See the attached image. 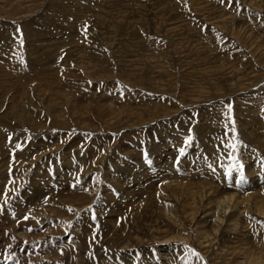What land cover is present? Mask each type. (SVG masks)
<instances>
[{
  "label": "rangeland",
  "instance_id": "374dc122",
  "mask_svg": "<svg viewBox=\"0 0 264 264\" xmlns=\"http://www.w3.org/2000/svg\"><path fill=\"white\" fill-rule=\"evenodd\" d=\"M17 1L0 0V264H239L241 260L225 257L228 246L235 247L223 245L219 239L198 244L192 232L185 244L176 242L172 239L178 231L174 222H165L168 226L163 236L155 230L145 231L144 226L155 219L151 212L157 191L127 178L138 167L159 173L160 165L166 173L172 169L177 177L196 176L193 181L207 179L206 172L212 169L218 176H211L217 177L220 188L213 186L221 191H236L232 184L241 180L245 187L252 183L263 186L264 0H256L252 6L247 0H213L216 9L230 17L218 27L206 23L188 0ZM158 1L164 2V12L193 18L186 33L171 38L156 32L165 29L162 16L155 19ZM101 4L106 9L103 16L92 13L90 19L84 17L83 13ZM139 7L142 12L134 14ZM137 23L141 25L133 31L139 39L134 41L126 25L130 28ZM79 39L87 40L83 46L88 51L84 58L91 62L88 66L78 62L80 54L70 55ZM130 41L134 49L121 45ZM252 46L255 49L251 50ZM53 53L70 55L69 63L60 61L58 73L43 69V57L50 59ZM135 56L140 63L135 64ZM202 69L210 72L196 75V81L204 86H195L190 80L192 72ZM108 88L110 102L105 104L101 99L106 100ZM109 116L116 119L113 124L107 121ZM188 137L192 142L185 147ZM181 147H185L182 156ZM223 173L225 182H221ZM247 189L253 191L255 186ZM115 197L126 199L123 202L130 199L125 203L128 208H121ZM116 204L119 210H112ZM137 204L141 212L135 209ZM43 205L49 207L42 210ZM61 220L71 229L60 227ZM123 221L136 227L130 239L124 231L119 243L106 223ZM189 224L193 221L185 224L189 228L186 236L193 230ZM136 228L144 231L138 234ZM132 235L140 238L135 242ZM153 236L168 242L156 245ZM42 239L49 240L44 243ZM4 258L9 262H3Z\"/></svg>",
  "mask_w": 264,
  "mask_h": 264
},
{
  "label": "bare ground",
  "instance_id": "6f19581e",
  "mask_svg": "<svg viewBox=\"0 0 264 264\" xmlns=\"http://www.w3.org/2000/svg\"><path fill=\"white\" fill-rule=\"evenodd\" d=\"M6 1V0H5ZM19 1V0H18ZM17 1V2H18ZM27 1H30V0H27ZM85 1H91L93 2V0H85ZM101 1V0H100ZM190 4L193 5V10L195 13H198L200 16H202L204 19H206V23L208 22L209 24L210 23H214L215 25L217 24V27H218V24H224L226 22H228V20L230 19V17L226 18L222 15V12H219L218 10L219 9H216L218 7H215L214 6V1L213 0H201V3L198 2V0H188ZM217 1V0H215ZM248 1V5L249 6H252V5H255V2L256 0H247ZM16 2V3H17ZM90 2V3H91ZM103 1H101L102 3ZM110 2V1H109ZM112 2V1H111ZM159 3L157 4L158 7H160L158 9V15L154 14L155 15V19H156V16H162V19H164V22L162 23V27L165 28L164 30H162L161 28H158L156 29V32L160 31V33H167L166 36H181L183 35L184 33L187 32L186 29L189 28L190 26V23L193 21V18H187L186 16H184L183 14L181 13H177V14H172V12L169 10V11H165L163 10V4L164 2L162 1H158ZM20 3V2H19ZM23 3V2H22ZM94 3V2H93ZM107 3V2H106ZM119 3V2H118ZM166 3V2H165ZM109 4V3H108ZM114 4V2L112 3ZM124 4V3H123ZM129 4V3H127ZM93 6L97 5L99 6V3H95L92 4ZM91 5V6H92ZM104 4H101L100 7H96V8H90L89 7V10L91 9V11L89 12H85L83 13L84 17H87L88 19H90V15H92V13L94 14H102L103 13V6ZM2 6V5H1ZM90 6V5H89ZM102 6V7H101ZM113 6V5H112ZM165 6V5H164ZM224 6V5H223ZM80 7V6H79ZM121 7V6H120ZM141 7V6H140ZM138 8L137 12H135V10H133L132 12L134 14H138V13H141V8ZM20 8V7H19ZM82 7H80L81 9ZM86 8V6H85ZM111 8V7H110ZM114 8V7H113ZM83 9V8H82ZM87 9V8H86ZM112 9V8H111ZM106 10V9H105ZM109 10V9H108ZM114 10V9H113ZM112 10V11H113ZM209 10V11H208ZM8 11V10H7ZM85 11V9L83 10ZM88 11V10H87ZM111 11V10H110ZM124 11V10H123ZM122 11V12H123ZM207 11V12H205ZM215 11V12H214ZM222 11V10H221ZM9 12V11H8ZM79 12V10H78ZM82 12V10H81ZM118 12V11H117ZM15 13V12H14ZM107 13V12H105ZM128 13V12H127ZM203 13V14H201ZM213 13L214 16H213ZM77 14V13H76ZM79 15V14H78ZM77 15V16H78ZM82 15V14H81ZM118 15V14H117ZM121 15V14H120ZM128 15V14H127ZM228 15V14H227ZM103 16V14H102ZM108 16V15H107ZM122 16H124L122 14ZM166 16V18L164 17ZM99 17V15L97 16ZM79 18V17H78ZM99 19V18H97ZM101 19V18H100ZM135 19V18H134ZM133 19V20H134ZM83 20V19H82ZM102 20H104L102 18ZM208 20V21H207ZM234 19L232 18L231 21H229V24L232 23ZM132 21V20H131ZM125 24V23H124ZM116 25V24H114ZM112 25V27L114 26ZM139 25H141V23H137V24H133V26H131L130 28L127 27L126 25V28H128V30H131L129 32L125 31L129 34H133V40H138L139 39V36L136 37V33L133 31L134 30V27L137 26V27H140ZM142 25H143V21H142ZM227 25V24H226ZM129 26V25H128ZM159 26V25H158ZM225 26V25H224ZM81 27V26H80ZM111 27V25H110ZM111 27V29H112ZM115 27V26H114ZM121 27V26H119ZM118 27V28H119ZM123 27V26H122ZM116 28V27H115ZM133 28V29H131ZM121 29V28H120ZM122 30V29H121ZM81 31V30H80ZM80 31H77L79 35L80 34ZM111 31V30H110ZM112 32V31H111ZM220 32V31H219ZM74 35V34H73ZM84 36V35H83ZM164 36V37H166ZM82 37V36H81ZM88 37V36H86ZM159 37V36H158ZM166 37V38H167ZM55 38V37H54ZM70 38V37H69ZM142 38V36L140 37ZM247 39L250 38V35H248V37H246ZM51 39V38H49ZM64 39V38H63ZM65 40V39H64ZM168 40V38H167ZM63 41V40H62ZM72 41V40H71ZM79 42L75 43L72 48H73V51L70 55L72 54H80V57L79 58H82L81 61H78L81 63V66L85 65L88 66L87 64L91 63L87 58H84V56L88 53V51L85 50V47L83 45H86V39H79L78 40ZM81 41V42H80ZM170 41V40H169ZM168 41V42H169ZM180 41V40H179ZM178 41V43H179ZM67 42V41H66ZM112 42V41H110ZM109 42V43H110ZM137 42V41H136ZM140 42V40H139ZM138 42V43H139ZM174 42V40H173ZM172 42V43H173ZM65 43V42H64ZM137 43V44H138ZM177 43V44H178ZM52 44V43H50ZM49 44V45H50ZM70 43H67V45H69ZM113 44V43H112ZM170 44V43H169ZM168 44V45H169ZM125 49L127 48H133L132 47V42L130 41L129 44L126 43H123L121 44ZM136 45V44H135ZM171 46V44H170ZM173 46V45H172ZM176 46V45H175ZM63 47V46H62ZM67 47V46H66ZM111 47V46H110ZM116 47V45L114 46ZM185 47V46H184ZM250 47V46H248ZM64 48V47H63ZM76 48H80L81 49V52H77L78 49ZM187 48V47H186ZM56 49V48H55ZM107 49V48H106ZM251 50L255 49L253 46L252 48H250ZM44 50V49H43ZM50 50V49H49ZM52 50V49H51ZM61 49H59L60 51ZM65 50V49H64ZM122 50V49H121ZM185 50V49H184ZM62 51V50H61ZM84 51V52H83ZM69 52V51H68ZM54 53H57V52H54ZM53 53V54H54ZM129 53H132L133 55H136L135 54V50H130ZM256 53V51L254 52ZM52 54V52L50 53ZM69 55V56H70ZM123 55V54H122ZM69 56L67 54V56L65 55H62V53L60 54H55L53 56L50 55V59L47 58V56H45L46 58L42 59L43 61V69L46 70L45 72H47V70L49 68H51V72L53 73H58L57 69H62L61 68V63L60 61L63 60L65 61L66 63H69V61H67V59H69ZM114 56V55H113ZM136 56H139V55H136ZM135 56V58H136ZM149 56V55H148ZM40 57V56H39ZM55 57V58H54ZM65 57V58H64ZM68 57V58H66ZM120 57V56H118ZM125 57V56H124ZM128 57V56H127ZM180 57V56H179ZM206 58H208L207 56H205ZM63 58V59H62ZM101 58V57H100ZM121 58V57H120ZM133 58V57H132ZM135 58L133 59V61L135 60ZM138 58V57H137ZM136 58V59H137ZM165 58V57H164ZM182 58V57H181ZM204 56H202L201 60H203ZM41 59V58H40ZM91 59V57L89 58ZM92 59H94L92 57ZM210 59V58H209ZM96 60V59H95ZM151 61V58H148L147 61ZM156 60V59H155ZM205 60V58H204ZM76 61V60H75ZM102 61V60H101ZM104 61V60H103ZM125 61V60H124ZM140 59H137V61L135 60V64L136 63H140L139 62ZM142 61V59H141ZM153 61V60H152ZM238 61V60H237ZM35 62V61H34ZM78 62H76L78 64ZM98 62V60H97ZM127 62V61H126ZM230 62V61H229ZM19 63V62H18ZM36 63V62H35ZM130 63V62H129ZM198 63V62H197ZM155 64V63H154ZM153 64V65H154ZM4 65V64H3ZM130 66H132L133 64H129ZM158 65V64H157ZM93 67V65H91ZM90 66V67H91ZM114 66V65H113ZM125 66V65H124ZM143 66V65H142ZM155 66V65H154ZM193 66V65H192ZM64 67V66H63ZM136 67H139V66H136ZM156 67V66H155ZM79 68V67H77ZM94 68V67H93ZM109 68V67H108ZM152 68V67H151ZM165 68V67H163ZM127 69H130V68H127ZM133 69V68H132ZM235 69V68H234ZM76 70H81V69H76ZM86 70V69H84ZM95 70V69H94ZM93 70V71H94ZM107 70V69H106ZM122 70V69H121ZM38 71V69H37ZM87 71V70H86ZM89 71V70H88ZM91 71V70H90ZM89 71V72H90ZM99 71V69H98ZM137 71V70H136ZM167 71V69H166ZM235 71V70H234ZM30 72V71H29ZM85 72V71H84ZM95 72V71H94ZM135 72V71H134ZM168 72V71H167ZM210 71H207V70H201V71H198V70H194V72H192V75H193V78H191L190 80L193 81V84L195 86H204L203 84L200 85L197 81H196V75H202L203 73L205 74H208ZM9 73H11L9 71ZM8 72H4V74H8L10 75ZM38 73V72H37ZM78 73V72H77ZM82 73V72H81ZM96 73V72H95ZM107 73H110V72H107ZM118 73V72H117ZM220 73V72H219ZM12 74V73H11ZM122 74V73H121ZM120 74V75H121ZM125 74V73H124ZM145 74V73H144ZM48 75V74H47ZM46 75V76H47ZM80 75V74H79ZM97 75V73H96ZM107 75V74H106ZM109 75V74H108ZM111 75V74H110ZM123 76L122 75V80H123ZM128 76V75H127ZM142 76V75H141ZM140 76V77H141ZM206 76V75H205ZM236 76V75H235ZM16 77V76H15ZM14 77V78H15ZM80 77V76H79ZM129 77V76H128ZM135 77V76H134ZM138 77V76H136ZM147 77V76H146ZM76 78V77H75ZM91 78V77H90ZM97 78V77H96ZM95 78V80H96ZM119 78V77H118ZM145 78V77H144ZM77 79V78H76ZM92 79V78H91ZM101 79V78H99ZM163 79V77H162ZM9 80V78H8ZM54 80V79H53ZM78 80V79H77ZM120 80V78L118 79ZM161 80V79H160ZM204 80H205V77H204ZM209 80V79H208ZM7 81V80H6ZM13 81V80H12ZM23 81V79H22ZM31 81V80H30ZM33 81V80H32ZM47 81V80H46ZM155 81V80H154ZM207 81V80H206ZM8 82V81H7ZM6 82V83H7ZM18 82V81H17ZM48 82V81H47ZM46 82V83H47ZM125 82V81H124ZM164 82V81H163ZM191 82V81H190ZM201 82V81H200ZM5 83V82H4ZM21 83V82H20ZM19 83V84H20ZM28 83V82H27ZM39 83V82H37ZM129 83V81H128ZM131 83V82H130ZM132 84V83H131ZM139 84V83H138ZM126 85V84H125ZM154 85V84H153ZM36 86V85H35ZM42 86V85H40ZM136 86V85H135ZM37 87V86H36ZM46 87V86H45ZM143 87V86H142ZM29 88V87H28ZM42 88V87H41ZM47 88V87H46ZM149 88V87H148ZM5 89V88H4ZM156 89V88H155ZM160 89V88H159ZM50 90V89H49ZM20 91V90H19ZM109 88L108 90H106L105 92V96L106 94L108 95L110 92H109ZM158 91V89H157ZM156 91V92H157ZM48 92V91H47ZM12 94V93H11ZM19 96V95H18ZM18 96H17V99H18ZM109 96V95H108ZM107 97V96H106ZM105 97V98H106ZM13 99V98H12ZM92 99V98H91ZM92 102H95V101H92ZM97 102V101H96ZM101 102H110V99L107 97L106 100H103L101 99ZM131 103V102H130ZM94 104V103H93ZM102 104V103H101ZM106 104V103H105ZM142 104V103H141ZM14 105V104H13ZM104 105V104H102ZM101 105V106H102ZM132 105V104H131ZM108 106V105H107ZM165 106V105H164ZM86 107V106H85ZM91 108V107H90ZM98 107H96L97 109ZM246 108V107H245ZM128 109V108H127ZM247 109V108H246ZM249 109V108H248ZM91 110V109H90ZM99 110V109H98ZM97 110V111H98ZM105 111H107V109H104ZM124 110V109H123ZM130 110L132 114H134L135 112H133V108L130 107ZM243 110V109H242ZM19 111V110H18ZM92 111V110H91ZM104 111V112H105ZM111 112H114L113 109L110 110ZM126 111V109H125ZM99 112V111H98ZM108 112V111H107ZM147 112V111H146ZM242 112V111H241ZM248 112V110H247ZM102 113V112H100ZM110 113V112H109ZM122 113V112H121ZM139 113V112H138ZM246 113V112H244ZM83 114V113H82ZM123 114V113H122ZM141 114V113H139ZM143 114V113H142ZM148 114H152V111H150ZM155 114V113H154ZM153 114V115H154ZM243 114V113H242ZM89 115V114H88ZM104 116L106 114H103ZM120 115V113H119ZM125 115V114H124ZM131 115V114H130ZM145 114H143L144 116ZM83 116V115H82ZM91 116V114L89 115ZM101 116V115H100ZM122 116V115H121ZM250 116V114H249ZM81 117V116H79ZM84 117H85V114H84ZM87 117V116H86ZM120 117V116H119ZM133 117V115H132ZM140 117H142V115H140ZM155 117V116H154ZM242 117V116H240ZM247 117V115L245 116ZM245 117L244 120L246 119ZM88 118V117H87ZM127 118V116L125 117V119ZM242 118V119H243ZM80 119V118H79ZM249 118L247 117V120ZM82 120V118H81ZM105 120V119H104ZM116 120V119H114ZM113 118L111 116H109L108 120L109 122L112 123V121L114 122ZM136 120V119H135ZM139 120V119H138ZM244 120H241V121H244ZM106 121V120H105ZM122 121V120H120ZM176 122V121H175ZM179 122V121H177ZM245 122V121H244ZM141 123V122H140ZM247 123V121H246ZM113 124V123H112ZM116 123H114L115 125ZM167 124V123H166ZM169 124V123H168ZM181 124V123H180ZM117 125V124H116ZM213 128V127H212ZM250 131V130H249ZM203 132V131H202ZM245 132V131H244ZM247 132V131H246ZM252 133V132H251ZM202 134V133H201ZM245 134V133H244ZM207 136V135H206ZM253 144V143H252ZM249 147V146H248ZM244 150V148H243ZM249 152V151H248ZM153 155V154H152ZM155 156V155H154ZM130 164V163H129ZM135 164V163H134ZM138 164V163H137ZM138 165H135V167H137ZM142 166V165H141ZM184 168H186V166L182 165ZM126 167V166H125ZM129 167V165H128ZM133 167V168H135ZM139 169L135 168L134 171H131L132 174L131 175H128V181H138L140 182L137 186H142V187H146V186H151L152 189L154 188V191H157V193L154 194V196L156 197L155 198V202H154V208L155 210H153L151 212L152 214H154V217L155 219L151 220L149 222V224L147 226H144V228H146L147 230L145 231H148V232H153L154 230L158 232L159 236L162 235L163 233L166 232L167 229H164V227L166 228V225L168 223H172L174 222L177 226V229L178 231L176 232H173L175 235L174 238L172 239H176L175 241L176 242H179V243H184L185 244V240H188L190 239L192 236H191V233L193 232V234H195V237H196V241L199 242L202 240V241H205L204 243L206 242H215L216 240L215 239H219L221 241V243L223 245H230L231 247H235L236 250L234 249H231L229 248L228 246V249H227V252H226V256H230L233 258L238 259V260H241V262H239V264H264V189H262L264 187V184L263 186L259 185V184H256V183H252V184H248L246 187L244 185V181L241 180V181H238L236 182L237 184L234 185L233 181L230 182V183H233L232 186L233 187V190L234 189H237L236 191H221V190H217V187L215 188L214 186L216 185V179L217 177L215 176L216 179H214V174H216V172H214V170L212 169H208L207 172H206V176H207V179H198L196 181H193V177H196V176H192V177H177V176H174L173 172H172V169L169 170L167 173L164 171L163 167H161L159 165V169H160V172L158 173L157 171H154V170H149L148 167H138ZM86 169V168H85ZM127 170V169H126ZM221 170V169H220ZM225 170V169H224ZM125 171V170H124ZM128 171V170H127ZM127 171L126 174L128 173ZM130 172V171H129ZM222 172V171H221ZM225 172V171H223ZM214 173V174H213ZM125 174V175H126ZM166 174V175H165ZM211 174H213V177L211 176ZM217 175V174H216ZM222 175V173L220 174ZM174 176V177H172ZM218 176V175H217ZM225 176L224 173H223V180H221V182H225L224 179H225ZM169 177H172V178H169ZM200 177H204V176H200ZM253 177V176H252ZM241 179V178H240ZM239 179V180H240ZM220 180V179H219ZM257 180V178H256ZM124 181V180H122ZM258 181V180H257ZM127 182V181H126ZM125 182V183H126ZM227 182V181H226ZM253 182V181H252ZM220 183V182H219ZM217 183V184H219ZM213 184H215L213 186ZM110 185V184H109ZM128 185V183H127ZM130 185V184H129ZM230 185V184H229ZM254 185L255 186V189L252 191L247 189V187L249 188V186H252ZM130 186H133L130 185ZM136 186V185H135ZM136 186V188H138ZM220 188V185H216ZM223 186V185H222ZM131 188V187H130ZM141 188V187H140ZM139 188V189H140ZM148 188V187H147ZM226 188V187H225ZM252 188V187H251ZM135 189V188H134ZM131 190V189H130ZM138 190V189H137ZM142 190V189H141ZM146 190V189H145ZM144 190V191H145ZM226 190V189H225ZM146 191H149L146 190ZM153 191V190H152ZM237 191H240V192H237ZM133 192V191H131ZM164 192V193H162ZM143 193V192H142ZM145 193V192H144ZM151 193V192H150ZM122 194V193H121ZM140 194V193H139ZM138 194V195H139ZM146 194V193H145ZM149 195V192L147 193ZM146 194V195H147ZM152 194V193H151ZM126 195V193H125ZM124 195V197H125ZM141 195V194H140ZM225 195V196H223ZM133 196V194H132ZM136 196V195H135ZM142 196V195H141ZM129 197V196H128ZM134 197V196H133ZM68 198V197H67ZM66 198V199H67ZM131 198V197H130ZM136 198V197H135ZM134 198V199H135ZM150 200L148 201V206L151 202V200L153 199V196L152 197H149ZM72 199V198H71ZM128 199V198H127ZM133 199V198H132ZM133 199V200H134ZM140 199V198H139ZM159 199V200H158ZM83 200V199H81ZM113 200H116L117 203H121L119 206L125 205V203L127 202H123V200L125 201L126 199H121V198H117L115 197ZM132 200V201H133ZM161 200V201H160ZM163 200H165L164 202H162ZM173 200H176L177 201V204H175V202ZM80 201V200H78ZM140 201V200H139ZM153 201V200H152ZM135 202V200H134ZM138 202V201H136ZM142 202V201H140ZM130 203V201H129ZM35 204V203H34ZM118 204H116V206H114V208L112 210H119V206ZM142 203L139 204V206L141 205ZM38 205V204H37ZM35 205V206H37ZM128 205V204H127ZM34 206V207H35ZM130 206V205H129ZM133 206V205H132ZM32 207V208H34ZM49 206H46V205H43L41 206V209L44 210V208H47ZM82 207V206H81ZM124 207V208H125ZM134 207V206H133ZM137 208L135 209H138V204L136 206ZM151 207V206H150ZM122 208V206H121ZM128 208V207H127ZM126 208V209H127ZM149 208V207H148ZM38 209V208H37ZM50 209V208H49ZM48 209V210H49ZM131 209V208H130ZM145 209V208H144ZM153 209V208H152ZM46 210V209H45ZM80 210V209H79ZM140 211V208L138 209ZM137 210V211H138ZM147 210V208H146ZM146 210H144L143 212H145ZM47 211V210H46ZM131 211V210H130ZM80 212V211H79ZM115 212V211H114ZM126 212V210H125ZM133 212H134V208H133ZM141 212V211H140ZM138 212V213H140ZM147 212V211H146ZM50 213H52V209H50ZM73 214V213H72ZM127 215V213H125ZM147 214V213H145ZM162 214V215H161ZM121 215V212L120 214ZM123 215V214H122ZM130 215V213H129ZM138 215V214H137ZM151 215V214H150ZM60 217H63V216H60ZM116 217V216H115ZM114 217V218H115ZM127 217V216H126ZM129 217V216H128ZM151 217V216H150ZM40 218V217H39ZM43 218V217H42ZM45 218V217H44ZM77 218V217H76ZM106 218V217H105ZM121 218V217H120ZM119 218V219H120ZM133 218H134V215H133ZM117 219V218H115ZM140 219V218H139ZM147 219V218H146ZM10 220V218H9ZM101 220V219H100ZM105 219H103L104 221ZM113 221V220H111ZM132 221V220H131ZM130 221V222H131ZM149 221V220H148ZM167 221V222H166ZM191 221H193V225H190L191 228L193 229L192 231H190V234L188 236H186L184 233H186V230L189 229V228H186L185 227V224L188 225V223H190ZM105 222H108L107 219ZM116 222V221H115ZM165 222L167 224H165ZM53 223V222H52ZM51 223V224H52ZM56 223V222H55ZM103 223V222H102ZM110 223V222H109ZM109 223H106V228L111 232L112 230L114 231V239L120 243L121 239H123V237H119L120 235L122 236V233L124 231H128L129 232V238L127 239H130L131 237V230H133V228H135L136 226H133L132 224H129L127 223L126 221V225H124V221L123 222H118L116 224H109ZM165 225H164V224ZM209 223V225H207ZM48 225L49 227L51 226ZM54 224V223H53ZM52 224V226H53ZM101 224V223H100ZM105 224V223H104ZM123 224V225H122ZM174 224V226H175ZM56 225V224H54ZM60 227H65L67 230L71 229L70 225H65L64 223V220H61L58 224ZM74 225V224H73ZM102 225V224H101ZM136 225V224H134ZM139 225V224H138ZM146 225V224H144ZM168 226V225H167ZM175 226V227H176ZM54 227V226H53ZM56 227V226H55ZM73 227V226H72ZM105 227V225H103V228ZM208 227V228H207ZM74 228V227H73ZM144 228H136L137 229V233L138 234H141V230H143ZM171 228V227H170ZM64 229V228H63ZM174 229V228H173ZM176 229V228H175ZM174 229V230H175ZM37 230V229H36ZM40 230V229H39ZM52 230V229H51ZM173 230V231H174ZM144 231V230H143ZM51 232V231H50ZM71 232V231H70ZM84 232V231H83ZM172 232V231H171ZM144 233V232H143ZM142 233V234H143ZM147 233V232H146ZM155 233V232H154ZM188 233V232H187ZM26 234V233H25ZM34 234V233H33ZM43 234V233H42ZM55 234V233H54ZM153 234V233H152ZM168 234V233H167ZM166 234V235H167ZM48 235V234H47ZM89 235V234H88ZM134 235H136L134 233ZM132 235V238H134V241L136 242V238H140L139 236H134ZM151 235V233H150ZM155 235V234H154ZM170 235V234H169ZM52 236V235H51ZM54 236V235H53ZM52 236V237H53ZM107 236V235H106ZM116 236V237H115ZM127 236V235H126ZM134 236V237H133ZM149 236V234H148ZM158 236V235H157ZM163 236V235H162ZM50 237V235H49ZM48 237V238H49ZM108 237V236H107ZM106 237V238H107ZM117 237H119L118 239H116ZM88 238V237H87ZM142 238V237H141ZM147 238V237H145ZM149 238V237H148ZM165 238V237H164ZM167 238V237H166ZM44 239V238H43ZM42 239V240H43ZM80 239V238H79ZM113 239V238H112ZM144 239V237H143ZM151 239H153L154 241H157L156 242V245L157 244H166L167 242H164L162 240V238L160 237H152ZM150 239V240H151ZM168 240L170 238H167ZM49 240V239H48ZM48 240H43L44 243L45 241H48ZM52 240V239H51ZM165 240V239H164ZM215 240V241H214ZM91 241V240H89ZM104 241V240H103ZM133 241V242H134ZM143 241V240H142ZM145 241V240H144ZM149 241V240H148ZM174 241V240H173ZM191 241V240H190ZM86 242L88 243V241L86 240ZM92 242V241H91ZM101 242V241H100ZM109 242V240H108ZM125 242H129V241H125ZM124 242V243H125ZM147 242V240L145 241ZM37 243V242H36ZM122 243V242H121ZM203 243V242H202ZM92 243H90L89 246H91ZM128 244V243H126ZM125 244V245H126ZM131 244V243H130ZM138 244H142V242H138ZM146 244V243H145ZM176 244V243H175ZM112 245V244H111ZM149 245V244H148ZM155 245V244H153ZM169 244H167V247H168ZM203 245V244H202ZM201 245V246H202ZM213 245V244H212ZM142 246H145L144 245V242L142 244ZM178 246V245H177ZM180 246V245H179ZM138 247V246H137ZM159 247V246H158ZM163 247V246H162ZM166 247V246H165ZM184 247V246H182ZM221 247V246H219ZM187 248V247H186ZM165 249V248H164ZM177 249V248H176ZM180 249V248H179ZM188 249V248H187ZM149 250V248H148ZM166 250V249H165ZM181 250V249H180ZM151 251V250H150ZM184 251V249L182 250ZM141 252H142V249H141ZM146 252V250H145ZM153 252V250H152ZM165 252V251H164ZM224 252V251H223ZM150 253V252H149ZM156 253V252H155ZM159 253V252H158ZM167 253V251H166ZM170 253V252H168ZM142 254V253H140ZM147 254V253H146ZM154 254V253H153ZM188 254V253H187ZM223 254V253H222ZM169 255V254H168ZM172 255V254H171ZM138 256V255H137ZM145 256V254H144ZM158 256V255H157ZM178 256V255H177ZM223 256V255H221ZM220 256V257H221ZM155 257V255H154ZM159 257V256H158ZM169 257V256H167ZM179 257V256H178ZM183 257V256H182ZM225 257H223L225 259ZM161 257H159L160 259ZM229 258V257H227ZM226 258V259H227ZM178 259V258H176ZM217 259V258H216ZM231 259V258H230ZM150 260V259H149ZM148 260V261H149ZM156 260V258H155ZM161 260V259H160ZM174 260V259H173ZM172 260V261H173ZM141 261V260H140ZM152 261V260H151ZM158 261V260H157ZM171 261V262H172ZM179 261V260H178ZM181 261V260H180ZM179 261V262H180ZM186 261V260H185ZM222 261V260H221ZM224 261V260H223ZM138 262V261H137ZM147 262V260H146ZM145 262V263H146ZM150 262V261H149ZM154 262V261H153ZM170 262V261H169ZM177 262V261H176ZM188 262V261H187ZM194 262V261H193ZM192 262V263H193ZM227 262V261H226ZM136 263V261H135ZM143 263V262H142ZM185 263V262H183ZM191 263V264H192ZM134 264V263H133ZM190 264V263H189ZM226 264V263H225Z\"/></svg>",
  "mask_w": 264,
  "mask_h": 264
},
{
  "label": "snow or ice",
  "instance_id": "6c2138e0",
  "mask_svg": "<svg viewBox=\"0 0 264 264\" xmlns=\"http://www.w3.org/2000/svg\"><path fill=\"white\" fill-rule=\"evenodd\" d=\"M229 107H231V106H229ZM191 142H192V137H188V138L184 141V143H185V147H187L188 145H190ZM185 147H181V148L179 149V153H180L181 156L184 155V153H185ZM232 147L235 148V145H233ZM148 163H151V161L149 160ZM13 239H14V238H13Z\"/></svg>",
  "mask_w": 264,
  "mask_h": 264
}]
</instances>
